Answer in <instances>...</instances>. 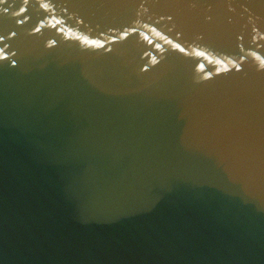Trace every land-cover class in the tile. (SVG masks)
I'll return each instance as SVG.
<instances>
[{"label":"water","instance_id":"95a60500","mask_svg":"<svg viewBox=\"0 0 264 264\" xmlns=\"http://www.w3.org/2000/svg\"><path fill=\"white\" fill-rule=\"evenodd\" d=\"M0 264H264V0H0Z\"/></svg>","mask_w":264,"mask_h":264}]
</instances>
